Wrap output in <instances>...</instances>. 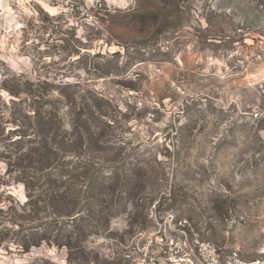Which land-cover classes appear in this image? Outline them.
<instances>
[{
  "label": "rangeland",
  "instance_id": "374dc122",
  "mask_svg": "<svg viewBox=\"0 0 264 264\" xmlns=\"http://www.w3.org/2000/svg\"><path fill=\"white\" fill-rule=\"evenodd\" d=\"M0 264H264V0H0Z\"/></svg>",
  "mask_w": 264,
  "mask_h": 264
},
{
  "label": "trees",
  "instance_id": "16d2710c",
  "mask_svg": "<svg viewBox=\"0 0 264 264\" xmlns=\"http://www.w3.org/2000/svg\"><path fill=\"white\" fill-rule=\"evenodd\" d=\"M95 100L98 101L99 98L95 96ZM100 101V100H99ZM93 106H96L97 105H93ZM98 109V108H97ZM50 123L47 121L44 120V118H40V126L42 128L44 127H47ZM50 128V127H49ZM40 142H42V144H44V147H46V152L41 154L42 155V171L46 173L47 176H50L52 175V163L50 162V157H51V153H52V147L48 146L50 145V142H49V138H48V134L47 136H43L40 138ZM49 200L50 202H52V197H49Z\"/></svg>",
  "mask_w": 264,
  "mask_h": 264
}]
</instances>
